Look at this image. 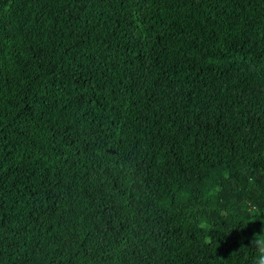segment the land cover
<instances>
[{
  "label": "trees",
  "instance_id": "trees-1",
  "mask_svg": "<svg viewBox=\"0 0 264 264\" xmlns=\"http://www.w3.org/2000/svg\"><path fill=\"white\" fill-rule=\"evenodd\" d=\"M247 202L264 0H0V264H253Z\"/></svg>",
  "mask_w": 264,
  "mask_h": 264
},
{
  "label": "clouds",
  "instance_id": "clouds-1",
  "mask_svg": "<svg viewBox=\"0 0 264 264\" xmlns=\"http://www.w3.org/2000/svg\"><path fill=\"white\" fill-rule=\"evenodd\" d=\"M223 175L225 179H228L230 174L228 171H225ZM252 182H253L252 178L249 177V183ZM221 191L222 189L219 185H214L206 191L205 196L206 198L211 199L217 196ZM243 213L247 217V220L240 222L243 224V227L240 228V230L246 228L250 223H255L259 221L258 220L259 216H264V213H261L260 209L256 205L251 204V202L245 203L243 207ZM261 225L262 227L260 231L253 233L249 241V244L245 246L250 248L255 253L253 258V264H264V223H261ZM197 227L201 231L208 233L212 228V224L209 222L206 216H200L197 220ZM209 240H206L205 242L207 243L209 242Z\"/></svg>",
  "mask_w": 264,
  "mask_h": 264
}]
</instances>
